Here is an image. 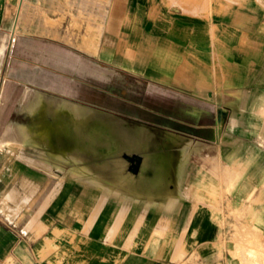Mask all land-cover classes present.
Returning a JSON list of instances; mask_svg holds the SVG:
<instances>
[{"label":"crops","instance_id":"crops-1","mask_svg":"<svg viewBox=\"0 0 264 264\" xmlns=\"http://www.w3.org/2000/svg\"><path fill=\"white\" fill-rule=\"evenodd\" d=\"M258 134L264 0H0V264H227L214 215L253 213ZM70 151L162 204L67 207Z\"/></svg>","mask_w":264,"mask_h":264},{"label":"rangeland","instance_id":"rangeland-1","mask_svg":"<svg viewBox=\"0 0 264 264\" xmlns=\"http://www.w3.org/2000/svg\"><path fill=\"white\" fill-rule=\"evenodd\" d=\"M72 109L75 111L78 110V108L74 106ZM84 110L85 109L82 108L83 112ZM97 120L99 121L97 123L98 148L96 149L94 147L93 150L86 149V151L81 150L79 152L82 154V157L83 153L88 156H92V159L97 161L99 164L97 166L98 174H104L107 167L102 164L110 159H106L107 153L102 151L100 147H106L107 145H110V143H112L111 146H113V141L108 140V144L105 142V127L107 126L104 122L106 120L105 117L99 114ZM127 124L130 126L134 125L132 122ZM108 125L111 124L108 123ZM115 125L114 129L120 128ZM257 136L261 138L264 137V134H258ZM133 146L135 149L139 148L138 146ZM49 151L56 154V151ZM72 154L73 151H70L69 154H66L65 158L66 178H68L69 181L65 182L64 189L67 192L76 190L77 193L83 194L84 196L80 198H65L67 207L74 205L81 206L82 208L96 207L100 205L111 206L114 211L118 212L117 214H114L116 217L115 221H120L123 204L126 206L128 204L134 205L138 204L139 201L141 204H147L150 202L148 204L151 206L162 204V200L164 199H145L135 196L134 194H136V192L133 190L134 188L138 189L137 186L127 188L125 191V197L123 198L122 187L112 184L109 178L96 177L87 173L82 169L84 162L86 161L82 159V157H77L75 160ZM113 154L115 156L121 154V152L117 150V145ZM49 155L51 158L57 159L50 153ZM119 161L122 165L126 163L124 158H121ZM79 162L82 164L79 165ZM114 169V172H117L119 167H115ZM260 170L259 175H257L260 177V181H258L259 186L256 188V196L253 197V213L248 207H242L241 211L236 209L233 200L229 201V199H226L227 208L225 214L214 215L215 219L218 218L220 220V225L222 226L221 240L224 243L225 252L227 254V258L229 259L227 264H264V167H260ZM180 174L182 176V180L179 187L183 188V177L186 175V166L181 167ZM73 179H76L77 181L75 182ZM52 185L53 183H50V188H52ZM114 236H120V230H116L114 232Z\"/></svg>","mask_w":264,"mask_h":264},{"label":"bare ground","instance_id":"bare-ground-1","mask_svg":"<svg viewBox=\"0 0 264 264\" xmlns=\"http://www.w3.org/2000/svg\"><path fill=\"white\" fill-rule=\"evenodd\" d=\"M99 122V121H98ZM96 124V123H95ZM93 125V124H92ZM98 126V124H97ZM113 131V130H112ZM108 137V136H107ZM91 141H92V137H91ZM111 141H113V146H111L112 148V151H115L116 150V145H117V141L114 137H111ZM90 142V141H89ZM116 144V145H115ZM135 146H138V142H135L134 143ZM139 147V146H138ZM154 148V146H153ZM143 155V154H142ZM146 155V154H145ZM125 159L130 163V170L132 172H136L137 171V168H138V164H139V161H140V157L136 156V155H133V156H126ZM142 163V162H141Z\"/></svg>","mask_w":264,"mask_h":264}]
</instances>
